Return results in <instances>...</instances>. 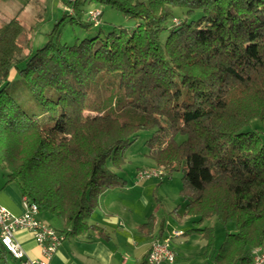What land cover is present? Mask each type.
I'll return each mask as SVG.
<instances>
[{
    "label": "trees",
    "instance_id": "1",
    "mask_svg": "<svg viewBox=\"0 0 264 264\" xmlns=\"http://www.w3.org/2000/svg\"><path fill=\"white\" fill-rule=\"evenodd\" d=\"M134 18L105 36L62 40L63 17L46 43L19 14L0 26V165L7 182L79 235L103 193L125 186L115 168L140 131L148 155L183 172L186 233L214 244L217 216L227 232L215 261L252 264L264 243V0H76L72 25L90 30L86 2ZM185 17L174 21L177 9ZM39 101L29 109L10 83ZM43 114V115H42ZM258 119L261 127H249ZM183 136L182 140L178 137ZM152 217L143 226L152 225ZM19 261L0 241V264Z\"/></svg>",
    "mask_w": 264,
    "mask_h": 264
},
{
    "label": "crops",
    "instance_id": "2",
    "mask_svg": "<svg viewBox=\"0 0 264 264\" xmlns=\"http://www.w3.org/2000/svg\"><path fill=\"white\" fill-rule=\"evenodd\" d=\"M133 154L129 153L128 156ZM129 162H132L131 158ZM137 168H130L126 163L121 169L116 170L127 180V183L125 186L111 188L103 193L100 198V205L87 219L89 224L94 225V227L84 234L68 233L69 229L65 228L64 220L61 217L47 211L38 212L37 216L40 219L48 222L56 229L64 231L66 235L55 252L51 264H148L147 254L153 240L158 238L168 240L174 249L176 254L174 264L217 263L215 254L222 242L215 244L214 240L213 248L206 253L207 239L199 233H186L188 229L195 226L194 222L199 216L186 215L187 217H182L179 212H176L175 220H165L164 217L160 218L155 212H149L150 207L146 194L148 184L142 185V180L137 179ZM126 174L133 175L135 182L129 181ZM6 179L7 176L0 180V203L12 213L21 214L24 210V195L15 181L7 182ZM184 203L186 206L188 200H185ZM150 217H152V225L143 226ZM206 219L202 225L210 226L205 224ZM177 220L182 226L177 223ZM188 222L192 226L183 227L184 223L188 224ZM228 223H231L230 227H228ZM228 223L226 224V233L235 231V223ZM176 230H182L183 233L177 235ZM16 238L28 256H42V248L32 231L18 230Z\"/></svg>",
    "mask_w": 264,
    "mask_h": 264
},
{
    "label": "rangeland",
    "instance_id": "3",
    "mask_svg": "<svg viewBox=\"0 0 264 264\" xmlns=\"http://www.w3.org/2000/svg\"><path fill=\"white\" fill-rule=\"evenodd\" d=\"M75 1L76 0H0V26L3 24V21H6L18 13L21 22L27 30L30 27L34 28V48L41 47L46 43L48 39V32H50L55 27L56 23L63 17H66L67 20L62 26V40L69 43H74L77 37H94L99 33L100 28L102 36H105L108 32L118 28L119 26H124L128 29H132L135 26L136 21L134 18H130L125 13L111 7L110 5L98 4L90 1L86 2L84 5L86 10L84 17L88 19L90 18L95 24H99L100 26H93L90 30H86L79 25H72L70 22V16L67 14L75 13ZM177 16L179 17L178 19L174 18V21L176 22L185 17V13L182 9H177ZM10 86L13 87L14 91H16L17 97L22 101L24 106L29 109L37 108L39 106V101L27 91L22 81H12ZM256 125L261 127L258 119L252 120L250 126L246 127V129L254 128ZM152 132V129L140 131L139 138L132 144L130 149L126 151V163H128L129 167L133 169L138 166L141 167L137 168L136 177L138 180H142V185L148 184L146 194L149 201L150 213L155 212V214H158L160 218L164 217L165 220H175L177 216L176 212H179L180 216L185 217L187 215L184 203L185 199L181 195L183 172L174 171L169 173L164 169V167L158 165L156 161L148 155L149 149L145 145V140L149 138ZM183 138V136L178 137L179 140H182ZM129 153L134 154L132 156H128ZM129 157L132 162H129ZM143 167L147 169H163L166 175L165 177L157 179H140L137 176V172ZM115 169L117 170L119 168ZM130 171H132V169H130ZM6 176V169L4 170V168L0 165V180L6 178ZM127 177L129 178V181L135 182L133 175L129 174ZM177 223L180 224V221L177 220ZM205 224L214 228L215 244L221 243L227 230L226 224L221 222L217 216L207 218ZM187 226L192 225L189 222L188 224L184 223L183 227L187 228ZM230 226L231 223H228V227Z\"/></svg>",
    "mask_w": 264,
    "mask_h": 264
},
{
    "label": "built area",
    "instance_id": "4",
    "mask_svg": "<svg viewBox=\"0 0 264 264\" xmlns=\"http://www.w3.org/2000/svg\"><path fill=\"white\" fill-rule=\"evenodd\" d=\"M164 175H156L145 171H138L137 176L140 179L161 178ZM24 210L21 214L12 213L7 207L0 203V239L7 240L11 245L13 256L19 261V264H51V260L65 239V232L59 229H51L45 223L37 219V207L27 200L23 199ZM21 229H27L33 232L34 237L42 248L41 257H30L27 255L22 244L16 238V232ZM182 230H176L180 235ZM253 253V250H252ZM176 254L170 243L163 239H156L147 256L148 263L155 264H174ZM259 264H264V256H258ZM217 264V263H216Z\"/></svg>",
    "mask_w": 264,
    "mask_h": 264
},
{
    "label": "bare ground",
    "instance_id": "5",
    "mask_svg": "<svg viewBox=\"0 0 264 264\" xmlns=\"http://www.w3.org/2000/svg\"><path fill=\"white\" fill-rule=\"evenodd\" d=\"M140 170L141 171H145V172H149V173H152V174H156V175H164V173H165V171L163 169H158V168H155V169H147V168H144L143 167L142 169H139L138 171H140ZM23 199L24 200H27L31 204H35L38 207V204L36 202L32 201L31 199H29L26 195H24ZM38 212H39V210H37V214H38ZM37 219H39V221L41 223H45V225H48L49 228L56 229L54 226H52L48 222L40 219L38 216H37ZM182 233L183 232H180V234H182ZM65 237H66V235H65ZM0 241L5 246V248L13 255V253L11 252V245H10V243H8V241L7 240H4V239H0ZM153 244H154V242H153ZM252 250H253V253H252L253 261H252V264H259L258 256H264V243L261 244V245H257L255 247H253ZM149 264H155V263H149Z\"/></svg>",
    "mask_w": 264,
    "mask_h": 264
}]
</instances>
